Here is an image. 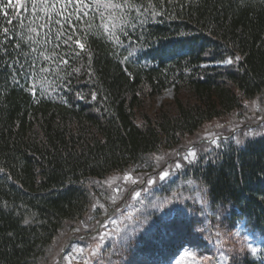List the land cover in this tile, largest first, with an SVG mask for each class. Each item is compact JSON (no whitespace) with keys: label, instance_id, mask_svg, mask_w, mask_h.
<instances>
[{"label":"trees","instance_id":"16d2710c","mask_svg":"<svg viewBox=\"0 0 264 264\" xmlns=\"http://www.w3.org/2000/svg\"><path fill=\"white\" fill-rule=\"evenodd\" d=\"M153 4L161 14L134 20L132 13L135 27L116 29L119 43L96 27L97 19L82 36L88 51L67 67L58 66L60 57L80 49L62 41L56 47L57 25L53 42L42 49L47 59L31 52L37 47L31 42L22 50L30 54L18 56L12 44L30 13L8 10L7 19L0 13V28L16 36L0 58V264H57L53 246L83 235L78 228L100 196L98 183L132 168L146 171L151 157L180 150L205 124L250 101L264 103V0ZM168 90L172 99L156 107ZM238 137L199 152L176 177L197 184L207 208L223 213L229 229L242 224L260 241L255 255L227 264H264V133ZM195 211L143 225L131 239L107 243L94 261L173 264L185 252L208 255L203 218Z\"/></svg>","mask_w":264,"mask_h":264},{"label":"rangeland","instance_id":"374dc122","mask_svg":"<svg viewBox=\"0 0 264 264\" xmlns=\"http://www.w3.org/2000/svg\"><path fill=\"white\" fill-rule=\"evenodd\" d=\"M172 95V91L168 90L162 98L156 100L154 105L159 107L163 100H171ZM262 132L264 133V103L253 100L246 104L244 110L205 124L193 137L184 142L185 145L180 150L154 155L150 158L153 167H146V171L140 170L144 168H132L98 183L96 188L100 191V196L94 198L92 212L87 214L80 224L81 227L78 228L83 235L71 238L65 245L58 243L53 246L51 260L58 255L57 264H98V261H94V257H100L104 252L103 249L107 248L106 244L115 242L117 238L121 240L126 234L129 235V239L133 238L135 233L143 229V227L137 228V223L145 217L148 219L143 225L149 228L155 220H162L173 213L193 214L196 213L195 210H199L197 213L203 218V230L211 253L198 258L192 253L186 255L188 252H185L180 260L173 264H227L230 259L234 260L241 254H251L248 245L257 248L260 242L254 238L256 235L242 224L237 225L233 230L229 229L222 222L223 213L213 212L207 208L208 204L200 187L189 181H181L176 175L184 165L194 161L199 152H209L223 144V141L240 140L239 135L246 139ZM189 152H194L195 156H188ZM177 164L180 165L179 168L176 167ZM148 169L152 172L147 171ZM163 172L169 175L166 179L160 180ZM125 176L131 179L126 180ZM149 181L152 182L151 185ZM136 192L140 195L135 196ZM125 199L127 201L124 205ZM164 200H171L172 203L164 208L151 206L152 203L159 204ZM113 205L120 208L115 207L111 212L110 208ZM110 212L109 217L105 218ZM166 213L170 214L166 215ZM99 215L105 220L100 224L98 232L93 234L100 221H97ZM133 229L136 231H132ZM76 239L90 241L78 245L74 244ZM65 247L67 248L59 262V256Z\"/></svg>","mask_w":264,"mask_h":264},{"label":"snow or ice","instance_id":"6c2138e0","mask_svg":"<svg viewBox=\"0 0 264 264\" xmlns=\"http://www.w3.org/2000/svg\"><path fill=\"white\" fill-rule=\"evenodd\" d=\"M71 9V11H69ZM8 10H12L15 13L17 10H24L30 14L25 17L28 22L24 23L23 21L19 22V31L17 36L20 37L19 42L13 43L12 47L17 49V55H29L30 53H24L23 48L28 45L29 42L37 45L36 48H32L31 52H37L39 56L48 58L45 46L51 44L52 41V25H57L56 29V47H67L72 49V45L75 44L77 48L80 49L79 52L72 49L70 53H65L64 56L60 57L59 63H63L65 67L69 66L70 61L74 57H80L81 53H86L88 51L87 45L83 42V34H87V30L91 29L94 26V22L99 19V25H96L98 28H102L104 34L108 36L113 42L119 43V36L116 35V29H119L120 32L125 31V26L135 27L129 17L132 16V13H136V16L132 19L138 20L141 15L148 14L152 16H159L161 14L160 10L153 4V0H147V4L140 2V0H7L4 3V0H0V13H3L7 19ZM76 14V21L72 20V15ZM90 17V19H87ZM9 24L13 22L8 21ZM78 25H84V30H81ZM25 33H28L25 36ZM0 58L4 55H9L6 42L16 40V36L10 35L8 27L0 28ZM134 53L132 51L128 52V56H132ZM128 56L124 57L125 60L128 59ZM236 59H239L237 57ZM227 64H232L233 60L228 59L225 61ZM19 65L20 69L24 68V64L19 60L15 62ZM8 67H15V65H7ZM29 66L35 71L36 64L34 61L29 62ZM44 70V69H42ZM79 71V69H74ZM17 76H24L27 73L22 71H17L15 73ZM31 78V77H30ZM17 85L20 84V80L14 81ZM95 99V96H93ZM188 156L194 157V152H189ZM177 168L180 167L179 164L176 165ZM4 172L3 168H0V173ZM169 173L163 172L160 175V180H164L168 177ZM126 180H130L131 177L125 176ZM134 182V181H133ZM151 181L149 184L151 185ZM148 191V189H145ZM140 193L136 192L135 196H139ZM172 203L171 200H164L163 202L157 204L152 203L154 208H164L167 204ZM170 213H166L169 215ZM148 217H145L143 220L138 221L137 228L143 226L146 223ZM25 223H28L25 220ZM132 231H136L133 229ZM122 239L128 240L129 235H125ZM248 248L252 255H255L258 249L251 244L248 245ZM190 255V253H186Z\"/></svg>","mask_w":264,"mask_h":264},{"label":"water","instance_id":"95a60500","mask_svg":"<svg viewBox=\"0 0 264 264\" xmlns=\"http://www.w3.org/2000/svg\"><path fill=\"white\" fill-rule=\"evenodd\" d=\"M111 212H113V211H111ZM111 212L108 213V215H107L105 218L109 217V215L111 214ZM105 218L101 219V220L98 222V224L96 225V228H95V231H94L93 234H96V233L98 232L99 226H100V224H102V222H104ZM93 234H92V235H93ZM66 248H67V247L64 248V250L62 251L61 255L59 256V262H60V260H61V258H62V256H63V254L65 253Z\"/></svg>","mask_w":264,"mask_h":264}]
</instances>
